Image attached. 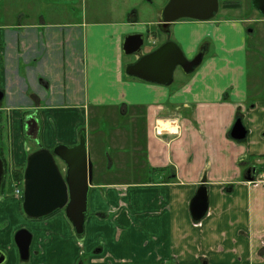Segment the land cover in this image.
<instances>
[{
    "label": "crops",
    "instance_id": "1",
    "mask_svg": "<svg viewBox=\"0 0 264 264\" xmlns=\"http://www.w3.org/2000/svg\"><path fill=\"white\" fill-rule=\"evenodd\" d=\"M239 3L210 20L170 24L168 41L187 54L202 49L204 58L169 85L127 73L140 54L125 62L121 37L136 27V9L104 48L91 36L101 41L96 28L113 23L90 22L84 13L67 20L69 11H59L54 23L0 22V108L14 115L42 109L43 130L36 114L28 119L38 121L46 148L74 145L85 131L92 185L101 187L89 202L83 239L64 209L25 219L20 197L1 194L4 264H264V185L245 178L248 168L263 166L264 51L250 40L264 32V18L229 15L242 9ZM160 16L151 23L160 27ZM237 119L247 129L244 139L231 136ZM8 125L0 153L25 164L32 150L21 124ZM104 138L115 145L113 154L103 150ZM158 167H174L176 178L157 180L166 174L154 172ZM203 185L209 209L196 220L191 202ZM21 228L32 233L28 260L15 242Z\"/></svg>",
    "mask_w": 264,
    "mask_h": 264
},
{
    "label": "water",
    "instance_id": "2",
    "mask_svg": "<svg viewBox=\"0 0 264 264\" xmlns=\"http://www.w3.org/2000/svg\"><path fill=\"white\" fill-rule=\"evenodd\" d=\"M253 5L264 15V0H253ZM219 0H168L162 10L161 26L169 31L172 22L181 19L210 20L219 13ZM145 37L142 33L126 35L123 41L125 54H141ZM204 53L200 51L189 59L179 44L169 40L159 47L140 55L126 68L131 76L145 81L169 85L174 79V73L181 66L186 73L193 72L203 61ZM47 86V82L41 79ZM4 93L0 90V101ZM27 135L37 139L39 124L35 117L27 120ZM247 135L243 121L237 119L231 136L244 139ZM60 158L66 165L65 173L57 163ZM93 163L89 155L87 134L82 131L79 141L74 145L59 143L52 149L44 146L32 151L27 158L24 174L23 210L32 218H41L64 209L73 224L78 236L85 234L89 214V194L93 183ZM256 167H250L245 173L247 180H254ZM5 177V164L0 156V195ZM209 209V194L206 186L198 189L191 202V212L194 219L199 220ZM16 241L21 258L28 260L32 233L19 230ZM1 253V252H0ZM0 264H4L6 255L2 252Z\"/></svg>",
    "mask_w": 264,
    "mask_h": 264
},
{
    "label": "rangeland",
    "instance_id": "3",
    "mask_svg": "<svg viewBox=\"0 0 264 264\" xmlns=\"http://www.w3.org/2000/svg\"><path fill=\"white\" fill-rule=\"evenodd\" d=\"M242 4L241 10H232L229 15L239 17V18H247V17H255L253 18H264V16L254 8L250 4L251 0H238ZM166 2L168 0H0V22L2 24H18L20 22H31V21H38L39 20H45L46 22H55L53 18H57V13L62 10L69 11L67 12L68 15L65 17L67 20L72 19L73 17H79L81 13H84L87 15V20L90 22H111L114 25L113 28L109 29H103L102 25L96 28V39L101 34L102 39L101 41H95L94 35L91 36L90 42H94L95 45L98 42L99 45L104 48V45H107L108 42L113 41L117 36L116 27L119 25L121 21H123L126 17H129L130 14L134 12V10H137V14L139 17V21L135 23V26L133 30H130L126 32L122 37L121 40L123 42V39L126 35L131 33H137L136 28L139 29L142 27L144 29V36H145V44L143 45L142 52H147L149 50H153L154 47H156L158 44L168 41V38L171 36V29L169 31H166L165 29L158 27L156 24H152V21H156L158 17L161 15L162 8L165 6ZM252 2V1H251ZM234 3V2H232ZM223 2L221 3L222 6ZM234 5V4H229ZM161 10V11H160ZM220 13H223L222 10L216 15H220ZM62 15V13H60ZM52 15V16H51ZM63 16V15H62ZM162 17V16H160ZM185 20V19H182ZM176 22V21H175ZM262 28H264V23L261 24ZM261 27V26H260ZM174 28V27H173ZM261 29V28H259ZM174 30V29H172ZM250 30V29H249ZM258 42L261 47L262 51H264V32L261 30H258L255 34L254 40H250L251 42ZM104 44V45H103ZM185 51V50H184ZM200 51H198L199 53ZM186 53V52H185ZM197 53V54H198ZM196 55V53L187 54L186 56L188 58H193ZM135 55H124L125 62H132L134 60ZM199 67V66H198ZM188 75L185 73L184 69L181 66H178L174 73V80L178 81L180 78H184ZM40 82V81H39ZM176 83V82H175ZM171 84V83H170ZM31 90L29 94H31ZM31 97V95H28ZM30 113H34L37 115L41 125L42 130L44 127V113L42 109H39L36 106H32L30 108L22 109L19 113L13 114L10 110H5L0 108V131L1 135H3V140L6 136V130L4 128H9V125L11 122L15 119H17V123L21 124L22 129V135L24 136L25 140L31 147L30 151H35L38 149L39 144L42 145V143L39 141L40 136L42 134V130L38 135L37 139H33L30 136L27 135V119L30 115ZM18 118H21V120H18ZM128 117H126L127 119ZM122 119V118H121ZM103 136H101V139ZM108 138V137H107ZM104 138L102 142V148L103 150H107L110 152V154H113L115 152V145L110 143V141ZM28 151V152H30ZM31 151V152H32ZM30 152V153H31ZM57 163L59 164L61 170L63 173H65L66 165L65 163L60 159L57 158ZM27 164V161H26ZM25 166L23 167V173L19 176L15 175V169L19 168V166L23 165H16L9 161L10 165V172L11 173V183L10 187H5L3 192L1 193L3 197H6L8 200L16 199L14 195L15 188H19L23 192V182H24V174H25ZM257 185H264L263 183H257ZM97 187V188H96ZM97 191H101V187L97 185H92L90 189L89 194V202L91 203V198L95 199V195L92 194L96 193ZM93 196V197H92ZM16 197V198H14ZM21 198V196H20ZM21 205L23 204L22 201H19ZM25 219H35L32 217L27 216L26 214L23 215ZM77 238L83 239L84 236H78ZM97 248L94 247L93 252ZM81 261H79V264ZM84 264H88L85 260Z\"/></svg>",
    "mask_w": 264,
    "mask_h": 264
},
{
    "label": "trees",
    "instance_id": "4",
    "mask_svg": "<svg viewBox=\"0 0 264 264\" xmlns=\"http://www.w3.org/2000/svg\"><path fill=\"white\" fill-rule=\"evenodd\" d=\"M236 1L237 2H234V3H231V4H236L237 3L239 5L240 4L239 1L238 0H236ZM40 147H42L41 144H39L38 148H40ZM261 158L264 160V156L261 157ZM25 164H22L23 166H19V168H16L14 174L17 175V176H19L20 174H22L23 173V169H24L23 167L25 166ZM261 170H262V168H259V172ZM154 172H158V174L160 172L161 173H164V172L166 173L165 176H163V177L158 176L156 178L157 180H160V181L161 180H163V181H165V180L166 181H169V180H174L176 178V171H175V168L174 167H170V168L169 167H158V168L154 169ZM154 180H155V178H154V174H153L151 177H149V181L151 182V181H154ZM21 201L23 202V197L21 198Z\"/></svg>",
    "mask_w": 264,
    "mask_h": 264
},
{
    "label": "flooded vegetation",
    "instance_id": "5",
    "mask_svg": "<svg viewBox=\"0 0 264 264\" xmlns=\"http://www.w3.org/2000/svg\"><path fill=\"white\" fill-rule=\"evenodd\" d=\"M219 2H220V6H219V12L221 11V10H223V9H225L226 8V6H228V4H229V2H230V0H219ZM223 2V4H222V6H221V3ZM237 2V1H236ZM257 9V8H256ZM160 27H162L161 25H160ZM200 51H202V49L200 50ZM144 53V52H143ZM143 53H141V54H143ZM140 54V55H141ZM0 156L2 157V159H3V161H4V164H5V177H4V181H3V185H2V189H1V193L3 192V190H4V188L5 187H10V178H11V173H12V171L10 172V165H9V160H8V157L6 156V154H4V152H1L0 153ZM21 209H22V211H23V213L25 214V212H24V210H23V206L21 207ZM22 230H25L26 228H21ZM21 229H18L17 231H16V233L19 231V230H21ZM26 230H28V229H26ZM15 242H16V244H17V241H16V234H15ZM0 252L2 253V251L0 250ZM0 253V258L2 257V254Z\"/></svg>",
    "mask_w": 264,
    "mask_h": 264
},
{
    "label": "built area",
    "instance_id": "6",
    "mask_svg": "<svg viewBox=\"0 0 264 264\" xmlns=\"http://www.w3.org/2000/svg\"><path fill=\"white\" fill-rule=\"evenodd\" d=\"M11 179V178H10ZM10 183H11V180H10ZM251 183H263L264 184V161H263V167H262V170L260 171V173H258L256 176H255V180H252ZM22 190L19 188H15V191H14V195L15 196H18L20 197L22 195Z\"/></svg>",
    "mask_w": 264,
    "mask_h": 264
}]
</instances>
